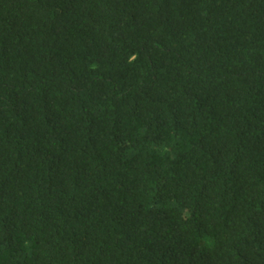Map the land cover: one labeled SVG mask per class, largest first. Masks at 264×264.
<instances>
[{
  "label": "trees",
  "instance_id": "1",
  "mask_svg": "<svg viewBox=\"0 0 264 264\" xmlns=\"http://www.w3.org/2000/svg\"><path fill=\"white\" fill-rule=\"evenodd\" d=\"M0 264H264V0H0Z\"/></svg>",
  "mask_w": 264,
  "mask_h": 264
}]
</instances>
